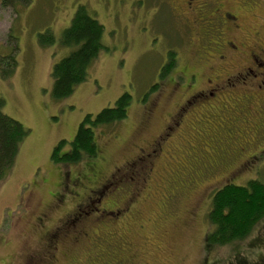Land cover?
<instances>
[{
    "label": "rangeland",
    "instance_id": "1",
    "mask_svg": "<svg viewBox=\"0 0 264 264\" xmlns=\"http://www.w3.org/2000/svg\"><path fill=\"white\" fill-rule=\"evenodd\" d=\"M219 1L236 16L238 25H226L222 40L238 44L241 52L261 53L257 57L264 59V0ZM79 4L103 25L104 47L85 78L69 95L58 99L53 95L51 70L74 48L59 39ZM211 8L214 10V4ZM187 10L184 0H30L15 7L0 3L2 110L30 129L9 175L0 181V264H34L29 262L30 254L37 255L35 264H109L107 247L89 240L73 244L65 237L52 250L43 234L59 225L73 207L78 196H73L76 187L70 181H79L75 191L82 196L86 187L109 180L99 206L118 205L133 196L131 175L139 193L130 220L126 217L109 226L88 221L92 235L115 230V238L104 243L122 247L119 264H230L243 255L257 264L264 262V216L242 240L212 247L205 241L211 229L207 214L213 191L228 182L244 184L252 177L264 180V130L255 135L251 132V137L236 109L215 110L206 99L177 121L169 137L165 135L167 126L176 121V104L190 95L191 86L203 89L207 79L217 70L223 71L221 65L226 71L252 65L245 55L236 58L227 53L229 59L220 62L216 49L206 52L210 44L209 38L201 43L205 38L202 26L186 25L199 14ZM49 37L52 41L45 42ZM168 52L173 64L160 75L168 63ZM124 92L131 96L128 114L97 131L99 151L89 161L92 169L85 160L69 166L50 160L57 142H70L86 114L114 105ZM244 93L234 87L218 90L216 95L229 101ZM248 93L253 100L250 109L255 112L249 113L250 123L255 125L259 123L257 107H264V88L251 86ZM249 104L242 99L238 107L247 110ZM194 111L202 120L209 117L213 123L239 131L235 139L238 147L244 142L246 150L238 148L240 154L229 155L224 167L206 172L198 160L206 154L205 148L211 150L216 144L211 141L215 131L203 129L212 122H193ZM218 131L223 134L224 127ZM160 133L166 138L156 146ZM222 144L226 150L233 147L225 138ZM215 156L225 158L219 153ZM238 158H247L249 165L228 168ZM135 160L138 162L130 163ZM166 200L172 211L167 214ZM38 215L44 216L41 224L35 223Z\"/></svg>",
    "mask_w": 264,
    "mask_h": 264
},
{
    "label": "trees",
    "instance_id": "2",
    "mask_svg": "<svg viewBox=\"0 0 264 264\" xmlns=\"http://www.w3.org/2000/svg\"><path fill=\"white\" fill-rule=\"evenodd\" d=\"M29 1L0 0V3L15 7L16 3ZM102 36L103 25L88 13L85 5L79 4L59 39L61 44L74 48L55 62L51 70L54 80L53 95L56 98L60 99L69 95L73 87L85 78L87 68L104 47ZM52 39L49 37L45 42H51ZM171 64H173L172 60L170 64L162 67L160 75ZM130 99V94L124 92L115 100L114 105L104 107L94 115L86 114L70 142L65 139L57 142L51 151L50 160L55 164L67 166L85 160L86 166L92 169L93 162L89 161L94 159L99 151L97 144L99 132L97 131L125 118L128 114ZM3 104L4 100L0 97V115L4 118L3 126L0 127V181L9 175L19 147L30 131L28 127L5 114L2 110ZM68 176L70 178V172ZM71 183L74 185V180ZM210 204L207 219L211 229L205 236L207 245L212 247L215 244L222 245L242 240L249 235L254 224L264 216V180L260 177H252L244 184L225 183L213 191ZM230 264L257 263L243 255L238 256ZM258 264H264V262Z\"/></svg>",
    "mask_w": 264,
    "mask_h": 264
},
{
    "label": "flooded vegetation",
    "instance_id": "3",
    "mask_svg": "<svg viewBox=\"0 0 264 264\" xmlns=\"http://www.w3.org/2000/svg\"><path fill=\"white\" fill-rule=\"evenodd\" d=\"M184 3L187 9H189L187 11L191 15L199 14V18L191 19V25L189 21H186V25L189 26L190 28L192 27L195 28L197 24L202 26V30H204L205 33V38L201 40V43L206 38H209V44H210V49H206V52L208 53L209 51L213 52V50L216 49V51L218 52L217 58L219 59L220 62L221 61L226 62L229 59L227 53H233V55H237L236 58L245 55L246 60L251 61L252 65L245 64L239 70L236 71H232V70L226 71L227 67L225 68V66L221 65L223 71L217 70L213 78L211 79L209 78L206 80V84L203 89L202 88L196 89L193 86H191L192 90L189 92L190 95L184 98V102H182L180 105L176 104V109L173 112V114L177 112V116L174 119L176 121L172 122L170 127L167 126L168 132H165L166 133L165 135L169 137V131H171L172 128L178 126L177 121L182 119V117L185 118V115L186 113L189 112V110H191L193 107L195 109L197 105L203 104V102L206 99H208L206 101L209 102V104H211L210 107L215 108V110H221L222 108H227L228 106H232L234 109H236L237 111L236 114L241 118V121L244 123V131L246 133L249 132L251 134L250 136L252 137V133L255 135L259 133V129L264 130V118H263L264 107L258 105L257 108H259V110H256L257 111L256 114H258L257 121L259 123H256L255 125H252L250 123L249 113L250 111H252L254 115L255 112L253 109H250V105L253 100L251 94L248 93L249 88H251V86L254 87V89L264 88V59L257 57V55L261 53L256 54L253 51L244 53L241 52L238 44H234L226 38L222 40L221 35L224 33L223 30L226 25H232L233 27H237L238 25L236 23L237 20L236 16L225 10L219 0H212V2L209 0H184ZM213 4H214V10L211 8L213 7ZM172 8L176 10L175 7ZM209 10H211V12L210 14H207ZM211 33L212 35H210ZM171 56L172 54L170 55L168 52V57H167L168 63H166V65L170 64V60L174 59L171 58ZM162 67H164V65ZM185 76L187 75L185 74ZM234 87H239L246 93H244L242 96L238 98H231L229 101L228 100L224 101L221 100L220 98L217 99L216 92L218 90L223 91L227 88H234ZM196 98H198L196 103L190 106L189 103ZM242 99H244L246 102H250L247 110L238 107V102ZM193 114L195 115L196 118L194 119L193 122L201 123L202 119L199 117V115L195 111L193 112ZM202 122L213 123L212 119H210L209 117L203 119ZM229 123H231V121H229ZM204 127L205 128L203 129L206 132H209L210 130L215 131L214 135L211 136V141L216 143L214 146L210 147L211 150L205 148L204 151L206 152V154L200 157V159L198 160L199 163L203 162L202 166L205 167L206 172L212 173L213 170L224 167L225 165L224 161L225 159L228 158L229 155H231L234 151H237L240 154V150H238V148L241 149L244 148L246 150L245 143L243 142L242 146L238 147L237 140L235 139L238 137L240 132L237 130L236 132H234L233 129H229L230 127L227 124L225 127L221 123L216 124L215 121L212 125L206 124V126ZM220 127H224L223 134H220L218 131V128ZM165 135L164 137H163V133H160L158 135L157 137L158 141H155L156 146H160L162 142H164L163 139L166 138ZM224 138L227 139L229 142H231V146H233L232 149L226 150L224 148L222 144ZM153 152H155V150H153ZM218 153L224 156L225 158L216 157L215 155ZM206 158H208V160ZM136 160L134 162H132L133 161L132 160L130 161V163H137L138 161ZM248 165L249 163L247 162V158L246 159L238 158L228 168L239 169L242 167H246ZM131 178L133 183L130 184L132 185L133 191L130 192V195L133 196H131V198L128 200L127 203L124 202L118 205L108 204V205L99 206L101 196L103 195V192L107 188V184L109 183V180H107L108 182L107 184L99 182L98 185L95 186L94 188L86 187L88 193L85 192V194H83L82 196H79V194H77L78 192L75 191L76 188L79 186L78 185L79 181L75 182L74 188L75 187L76 188L73 189L72 194L74 197L75 196L78 197H76L73 207L62 216L63 218L59 223V225L57 224V226H55L54 229H49L48 231H45V233L43 234L45 237V241L50 242L49 244L51 245V249L52 250L57 249L58 247L57 243L65 237L70 238L69 240L72 241L73 244H78L83 242L84 240H89V241H93V243L98 244V246L100 245V247L108 248L106 254L108 258L111 259V261L108 262L109 264H119L121 260H123L120 257L122 247H120L118 243H113V244L109 243V247L106 246L104 243L105 241H107V239L115 238V230L111 228L107 232H104L102 235L99 233L92 235L89 232L90 230L88 228L89 227L88 221H90L93 225L96 223L97 224L96 226L114 225L122 221L126 217L129 221L130 220L129 213L131 212L133 201L135 198L137 199V195L139 193L138 192L139 188L135 186L136 180L134 175H131ZM120 180L124 181L123 178H121ZM71 182L72 181H70V183ZM94 196L95 198H93ZM167 197H171V195H168ZM168 199L170 200L171 198ZM163 206L165 208V214L172 212L170 209L171 204H169L167 200L163 202ZM43 220H44V216L38 215L37 221H35V223L41 224L43 223ZM128 221L126 222V224L129 223ZM36 256L37 255L35 254H30L29 262L31 261V263L35 264L37 262ZM127 261H129V259H127Z\"/></svg>",
    "mask_w": 264,
    "mask_h": 264
},
{
    "label": "snow or ice",
    "instance_id": "4",
    "mask_svg": "<svg viewBox=\"0 0 264 264\" xmlns=\"http://www.w3.org/2000/svg\"><path fill=\"white\" fill-rule=\"evenodd\" d=\"M3 116L2 115H0V127H2L3 126Z\"/></svg>",
    "mask_w": 264,
    "mask_h": 264
}]
</instances>
